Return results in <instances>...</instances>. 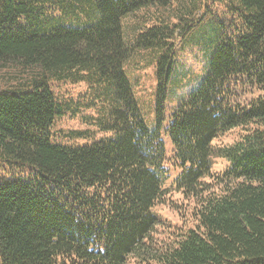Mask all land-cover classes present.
<instances>
[{
  "label": "trees",
  "instance_id": "trees-1",
  "mask_svg": "<svg viewBox=\"0 0 264 264\" xmlns=\"http://www.w3.org/2000/svg\"><path fill=\"white\" fill-rule=\"evenodd\" d=\"M214 3L0 0V264H264V0ZM177 35L206 67L168 110ZM141 52L156 57L152 126L125 70ZM64 116L87 126L69 142L54 131ZM214 157L227 165L208 189Z\"/></svg>",
  "mask_w": 264,
  "mask_h": 264
},
{
  "label": "rangeland",
  "instance_id": "rangeland-1",
  "mask_svg": "<svg viewBox=\"0 0 264 264\" xmlns=\"http://www.w3.org/2000/svg\"><path fill=\"white\" fill-rule=\"evenodd\" d=\"M207 3L210 6H214V8L218 10V8H216L214 0H207ZM129 16L130 17L125 18L123 21V33H124V37L128 41L132 39V37L135 35L136 28H138V24H137L138 22L136 21L138 19L142 21L145 20L144 16L143 17L138 16V13L137 15L136 13L133 14V17L131 15ZM189 39H191V36L188 37V39H184V37H179L178 35L176 36V43L178 48L176 56L179 59V61L177 62L178 68L176 73L188 74V76L191 77L193 80V82L190 85L184 88L186 90H189L191 89V87H194L196 83L199 81V75L203 74L205 71V69L202 68V64L204 65V63L206 62L205 57H203L199 49H196L195 52H193L192 54V52H189L188 49L185 47L186 40ZM201 57H203V61ZM155 58H156L155 56L154 57L149 56V54H147L146 52L135 53L125 65L126 71L132 81L133 93H135L136 95V100L139 104L141 114L143 115L148 125H150L153 120V103H154L153 93L156 84V79L154 74L155 67L153 60H155ZM193 77H197L198 79L195 80L196 78ZM188 80L185 82L183 81V84H189ZM61 90H63L65 96L72 95L73 98H78L81 97L82 95H85L86 86L84 83H76V84L61 83ZM173 93H174L173 95L174 98L176 100H180L181 96L186 95L189 92H184L183 89L178 88V90H174ZM251 93L252 92L242 91V96L239 98L240 102H245V101L247 102V100L251 98ZM174 105H175L174 102L170 103V107H173ZM86 127L87 126H85L81 122L79 117L64 116L57 120L56 125L54 127L55 128L54 131H57L59 134H62L64 140L69 142V140L64 137L63 133H67L70 130H81ZM238 134H239L238 131L226 132L215 138L213 140V145L215 147H222L229 145L233 143V141L238 137ZM161 138L166 148L165 166L168 171L167 173L168 181H166L165 185L171 186L173 177L178 173V170L174 166H172V164L169 161L171 155L170 154L171 144L165 132L161 134ZM81 141L82 140H76L75 142H81ZM212 162H213L212 174L214 179H208V178L205 179L208 189H213L216 188V186H218L215 178L220 175V172L227 165V162L222 158L214 157ZM169 195L172 200L176 201L178 199L180 201L181 199L180 192L172 191ZM190 202L192 201L190 200ZM190 202L188 203V205L192 206ZM176 214L170 210L161 209V215L164 218L165 224L175 225L179 219V216H177Z\"/></svg>",
  "mask_w": 264,
  "mask_h": 264
},
{
  "label": "bare ground",
  "instance_id": "bare-ground-1",
  "mask_svg": "<svg viewBox=\"0 0 264 264\" xmlns=\"http://www.w3.org/2000/svg\"><path fill=\"white\" fill-rule=\"evenodd\" d=\"M65 4V3H64ZM233 8V7H232ZM142 26H143V24H142ZM94 27V26H93ZM145 27V26H144ZM179 29V28H178ZM174 30V29H173ZM181 30V29H180ZM144 33V32H143ZM150 45V44H149ZM138 46V45H137ZM126 52V51H125ZM163 59V58H162ZM126 61V60H125ZM124 61V62H125ZM124 65V64H123ZM119 66H121V65H119ZM158 66V65H157ZM70 75V74H69ZM125 79V78H124ZM202 82V81H201ZM148 228V227H147ZM164 248V247H163Z\"/></svg>",
  "mask_w": 264,
  "mask_h": 264
}]
</instances>
